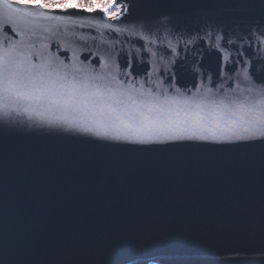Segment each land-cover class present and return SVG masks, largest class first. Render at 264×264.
Returning a JSON list of instances; mask_svg holds the SVG:
<instances>
[{"label":"water","instance_id":"water-1","mask_svg":"<svg viewBox=\"0 0 264 264\" xmlns=\"http://www.w3.org/2000/svg\"><path fill=\"white\" fill-rule=\"evenodd\" d=\"M134 3V16L170 18L168 27L182 40L202 35L209 25L235 39L264 21L261 0ZM72 18L84 27L59 29L89 37L76 45L81 59L99 54L119 61L121 70L129 60V70L145 80L154 59L152 78L165 85L166 62L177 59L183 67L176 85L195 90L193 67L203 42L189 44L187 52L181 43L179 58L167 49L152 58L138 52V37L101 27H126L119 20L86 12ZM224 47L239 59L224 68L230 80L219 76L214 50L205 53L200 70L227 87L251 63L236 57V44ZM249 58L264 67V52ZM145 254L158 264H264V150L228 143H116L49 126L35 115L5 119L0 112V264H143Z\"/></svg>","mask_w":264,"mask_h":264},{"label":"snow or ice","instance_id":"snow-or-ice-1","mask_svg":"<svg viewBox=\"0 0 264 264\" xmlns=\"http://www.w3.org/2000/svg\"><path fill=\"white\" fill-rule=\"evenodd\" d=\"M135 6L134 0H0L3 117L10 118L12 113H26L30 118L35 115L49 126L82 131L116 143H228L264 150V67L257 68L261 61L253 63L249 58L264 52V21L249 25L235 39L222 28L209 25L201 30L202 35L182 40L179 32L168 27L170 18L134 16ZM57 12L68 15L51 14ZM83 12L119 20L126 27H101L138 37L143 41L138 52L142 50L152 58L160 55L158 49H167L179 58L181 43V50L187 52L189 44L203 42L193 67L198 81L195 90L176 85L183 67L177 59L166 62V85L159 76L152 78L154 59L149 61L154 72L147 80L133 75L135 69L129 70V60L121 70L119 61L99 54L81 59L76 45L89 37L66 27L61 31L59 26L80 23L72 17ZM161 29L165 32L163 38ZM233 44L236 57L243 58L246 66L251 63V67L225 87L213 81L211 73L205 75L200 70V61L206 52L219 53V76L230 80L224 68L239 59H233L224 45ZM151 260L143 255V264H151Z\"/></svg>","mask_w":264,"mask_h":264},{"label":"bare ground","instance_id":"bare-ground-1","mask_svg":"<svg viewBox=\"0 0 264 264\" xmlns=\"http://www.w3.org/2000/svg\"><path fill=\"white\" fill-rule=\"evenodd\" d=\"M89 1V0H88ZM88 1H86V2H88ZM151 264H158V263H156V262H152Z\"/></svg>","mask_w":264,"mask_h":264},{"label":"rangeland","instance_id":"rangeland-1","mask_svg":"<svg viewBox=\"0 0 264 264\" xmlns=\"http://www.w3.org/2000/svg\"><path fill=\"white\" fill-rule=\"evenodd\" d=\"M86 1H88V0H86ZM89 2V1H88Z\"/></svg>","mask_w":264,"mask_h":264}]
</instances>
